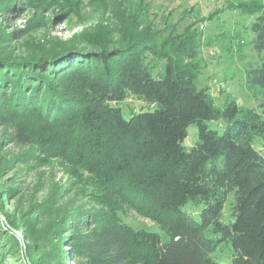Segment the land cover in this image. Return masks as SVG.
<instances>
[{
	"label": "trees",
	"instance_id": "obj_1",
	"mask_svg": "<svg viewBox=\"0 0 264 264\" xmlns=\"http://www.w3.org/2000/svg\"><path fill=\"white\" fill-rule=\"evenodd\" d=\"M81 5V0H0V14L58 7L68 16ZM240 6L253 17L255 50L264 51V4ZM138 7L143 14L147 10L146 4ZM138 15L123 23L130 32L124 47L98 52L42 45L35 54L13 57L2 44L27 30L0 32V150L23 149L0 164V180L11 165L29 169L55 161L85 197L24 245V263L220 264L211 255L225 244L230 264H264V63L245 73L259 95L258 110L236 101L216 105L207 88L197 86L201 43L195 22L158 42L153 27L138 31ZM149 57L163 63L161 70ZM130 95L154 110L124 118L118 104ZM207 122L222 124V132ZM190 125L197 140L186 147ZM2 188L0 182V213L6 216L0 225L8 232L21 229L30 239L31 223L55 205L60 190L32 215L11 218L3 212ZM189 203L203 206L198 221L185 210ZM127 212L157 224L168 240L125 223L121 215ZM13 236L2 239L16 256ZM2 250L0 245V264Z\"/></svg>",
	"mask_w": 264,
	"mask_h": 264
},
{
	"label": "rangeland",
	"instance_id": "obj_2",
	"mask_svg": "<svg viewBox=\"0 0 264 264\" xmlns=\"http://www.w3.org/2000/svg\"><path fill=\"white\" fill-rule=\"evenodd\" d=\"M81 1L79 12L68 16H64L65 12L58 7L43 12L23 9L13 14H0L1 33L27 30V33L20 38H11L3 43V47H6L5 52L11 53L13 57H24L27 53L35 54L42 45L47 47L53 45L54 48L62 44H70L93 52L101 51L102 47H106L105 49L124 47L130 32L124 28L123 23L133 17L137 18L138 12V19L140 18L138 31L147 26L153 27L154 32H157L158 42L167 34L177 35L183 32L188 25L195 22L201 43L197 47L196 64L199 69L197 86L207 88L216 105L236 101L243 109L258 110L259 95L246 83L245 73L250 68L262 66L264 51L255 50V36L250 29L253 17L244 14L240 5L251 2L264 4V0H142V2L101 0V3L97 0L92 4H87L89 0ZM139 3L147 6L144 14L142 13L144 8L138 7ZM107 5L108 8L105 7ZM202 18L205 20L199 21ZM90 41H97V44L91 45ZM147 60L157 66V71L161 70L162 62H157L153 57ZM118 107L121 108L122 115L126 119L141 111L151 112L155 108L154 105L143 102L133 95L119 103ZM207 125L222 132L223 125L220 123L207 122ZM196 140V127L190 125L183 144L190 147ZM256 143L259 141L256 140ZM22 151V148L12 145L4 146L0 150V164L3 166L13 161ZM33 165L32 168L26 169V166L15 164L5 169L0 180L5 191L1 192L4 202L3 212L11 218L24 213L32 215L33 209L38 208V205L55 189L60 190L58 198L54 206L43 211L42 214H37L36 220L31 223L33 233L30 239L24 237L21 229L8 232L0 225V245L5 254L2 264H25L24 252L28 241L40 234L49 223L81 206L85 200V197L78 194V187L72 184L74 179L66 174L60 163L53 161L45 166ZM9 191L11 194L8 195ZM202 207L200 205L196 208L189 203L185 210L192 213V218L198 221V211ZM227 212L228 206L225 207V216ZM5 217L0 213V222L5 221ZM121 217L125 223L135 229L157 233L162 242L168 240L166 233L157 224L134 212H127ZM11 234H14L13 237L17 241L16 256L11 255L14 249L8 250L11 248L10 242L2 239ZM67 235L68 233H65V236ZM67 249L65 246L63 251L59 250V253L63 256ZM8 251L12 253L9 254ZM211 256L220 264H230L231 248L220 244Z\"/></svg>",
	"mask_w": 264,
	"mask_h": 264
}]
</instances>
